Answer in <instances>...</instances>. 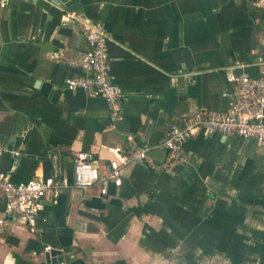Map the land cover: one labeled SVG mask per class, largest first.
I'll use <instances>...</instances> for the list:
<instances>
[{
  "label": "crops",
  "instance_id": "obj_1",
  "mask_svg": "<svg viewBox=\"0 0 264 264\" xmlns=\"http://www.w3.org/2000/svg\"><path fill=\"white\" fill-rule=\"evenodd\" d=\"M253 7L264 12V0L0 6V173L65 183L44 199L36 233L23 218H7L0 264H264V143L198 131L184 143L189 164L156 166L172 124L229 108L230 69L261 75L264 18ZM82 19L109 31L111 75L124 102L115 122L103 98L66 86L88 49ZM134 144L149 148V160L129 163L106 195L74 185L77 153L104 170L116 149ZM5 206L0 197V216ZM46 246L61 251L55 263L45 262Z\"/></svg>",
  "mask_w": 264,
  "mask_h": 264
},
{
  "label": "built area",
  "instance_id": "obj_2",
  "mask_svg": "<svg viewBox=\"0 0 264 264\" xmlns=\"http://www.w3.org/2000/svg\"><path fill=\"white\" fill-rule=\"evenodd\" d=\"M6 2L7 0H0V6L4 7ZM66 17L76 18L71 12L66 13ZM79 22L86 36L88 49L81 57V73L66 78V86L71 90L83 89L92 97L103 98L110 110V119L115 122L123 116L124 102L121 89L111 75L109 31L102 22L84 19ZM227 80L236 87V94L229 108L208 112L198 110L172 124L159 145L166 150V157L157 167L169 169L176 162L189 164L190 155L184 143L198 131L220 132L264 143V61L261 75L252 76L248 72L239 73L230 69ZM129 140L132 141L133 137L130 136ZM148 150V147H138L136 144L129 152L116 149L114 157L104 165V170H101L88 152L80 151L74 160V185L83 189L98 186L100 194L106 195L110 184L119 186L122 183L123 170L129 163L149 160ZM15 154L20 153L16 151ZM64 185L53 175L33 176L26 181L14 182L10 174L0 173V197L6 201L4 213L0 216V234L10 215L23 218L29 231L36 233L44 199L48 195L58 194ZM51 249V246L45 247L46 251Z\"/></svg>",
  "mask_w": 264,
  "mask_h": 264
},
{
  "label": "water",
  "instance_id": "obj_3",
  "mask_svg": "<svg viewBox=\"0 0 264 264\" xmlns=\"http://www.w3.org/2000/svg\"><path fill=\"white\" fill-rule=\"evenodd\" d=\"M60 253H61V251L55 250V249H51V251H46L45 262L46 263H51V262L55 263L56 262V256Z\"/></svg>",
  "mask_w": 264,
  "mask_h": 264
},
{
  "label": "trees",
  "instance_id": "obj_4",
  "mask_svg": "<svg viewBox=\"0 0 264 264\" xmlns=\"http://www.w3.org/2000/svg\"><path fill=\"white\" fill-rule=\"evenodd\" d=\"M261 8L258 7H253L252 9V14L255 18H257L258 16L263 17L264 18V12Z\"/></svg>",
  "mask_w": 264,
  "mask_h": 264
}]
</instances>
